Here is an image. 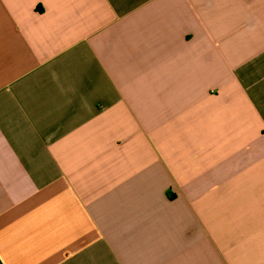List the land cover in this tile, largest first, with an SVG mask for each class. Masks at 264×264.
<instances>
[{"label": "crops", "instance_id": "0c3cea01", "mask_svg": "<svg viewBox=\"0 0 264 264\" xmlns=\"http://www.w3.org/2000/svg\"><path fill=\"white\" fill-rule=\"evenodd\" d=\"M0 264H264V0H0Z\"/></svg>", "mask_w": 264, "mask_h": 264}]
</instances>
